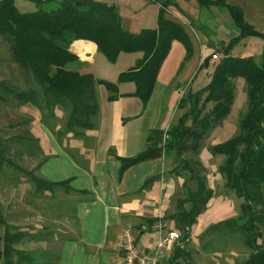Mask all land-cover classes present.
Instances as JSON below:
<instances>
[{
	"label": "trees",
	"instance_id": "obj_1",
	"mask_svg": "<svg viewBox=\"0 0 264 264\" xmlns=\"http://www.w3.org/2000/svg\"><path fill=\"white\" fill-rule=\"evenodd\" d=\"M32 1L36 10L22 12L16 0H0V50H5L10 59L9 74L2 73L0 78V102L13 100L21 107L38 109L41 123L68 144L73 140L81 141L83 145L91 141L87 132L97 128L100 111L97 92L100 85L106 87L110 99L119 97L117 83L98 80L92 74L69 69L78 61L69 50L74 41H94L98 51L110 63H115L121 53L141 52L143 57L134 68L120 74L118 83L134 82L137 85L134 95L141 97L144 102L153 92L156 76L172 43L181 41L187 51L190 50V41L183 27L165 17L167 9L176 5L175 0H149L161 6L159 25L157 29L144 30L140 34L130 33L123 28L115 6L93 0ZM196 1L202 7L227 9L239 34L222 46V59L216 64L210 83L189 97V100L187 97L181 100L179 108L184 106L187 99L190 110L177 123L169 125L165 139L164 131L155 130L149 135L143 152L130 159L121 158L120 176L140 162L175 156L179 162L178 171L175 172L181 178H186L183 188L187 192L185 197L177 199L176 213L163 217L164 220L174 221L176 230L181 234L180 244L166 264H176L186 258L188 252L185 247L190 239L191 228L213 198L212 189L206 186V177L199 173L203 167L193 157L199 156L205 147L206 138L231 112L235 102L233 80L244 78L248 111L240 120L238 134L228 142L210 148L212 154L225 158V164L219 171L225 177L226 188L243 199L242 214L238 220H229L212 227L204 234V238L221 230L224 234L225 229L231 237L238 236L252 251L243 264H264V52L261 63L252 58L231 55V49L241 39L249 36L264 39V34L245 20L241 8L230 5L228 0ZM208 104L211 108L207 110ZM57 108L67 112L65 125L58 130ZM189 120L191 125L188 126ZM31 140L38 143L37 148L43 159L35 173L17 165L15 168L26 172L34 185L35 196H55L58 191L77 197L90 196L88 192L72 190L69 181L55 183L42 178L39 167L46 157L40 148V139ZM68 151L72 158L81 163L84 158L82 155H77L72 149ZM185 152H192L193 157H183ZM193 181L197 185L189 189L188 183ZM156 220H144L139 226L144 224L152 228ZM240 221L244 222L240 224ZM3 225L4 220L1 219L0 227ZM139 226L134 230L139 229ZM16 235L11 226L5 225L4 235L0 234V264L39 263L35 253L15 248L14 244L19 243L17 236L21 240L25 237L22 232Z\"/></svg>",
	"mask_w": 264,
	"mask_h": 264
},
{
	"label": "rangeland",
	"instance_id": "obj_2",
	"mask_svg": "<svg viewBox=\"0 0 264 264\" xmlns=\"http://www.w3.org/2000/svg\"><path fill=\"white\" fill-rule=\"evenodd\" d=\"M228 3L241 8L245 20H253L255 29L264 34V0H228ZM177 4L176 2V5L168 8L175 12L174 17L170 14V10L166 15L183 25L191 50L185 55L182 42L175 41L162 74L168 80L169 87L163 93L160 107L164 117L167 116L166 123L169 125L177 123L190 110L187 99L184 106L179 108L181 100L186 97L189 100V97L210 83L214 68L220 61L214 60L213 55L216 54L222 59L221 48L229 43L233 37L231 28L235 27L227 9L202 7L196 0L190 3L181 1L180 6L187 13L185 14L180 11ZM117 11L124 19H130L134 15L131 9L125 7L122 14L119 10ZM23 12H28V10ZM263 52L264 39L259 36L243 38L231 49L232 56L252 58L257 63H261ZM7 54L5 50H0V78L2 73L6 75L10 72L8 68L10 59ZM137 54L122 53L115 63L107 62L106 66L122 69V64L127 63L129 59L133 61ZM201 59L204 63L203 67L199 68ZM132 63L131 65H135V60ZM233 82L235 83V102L227 118L206 138L205 147L199 156L193 157L192 152L183 154V157L191 156L193 160L202 165V171L199 173L206 177V186L212 189L213 198L206 210L200 214L197 223L191 228L190 239L185 247L188 256L180 259L176 264H243L252 254V251L238 236L231 237L225 229V235L221 230V232H214L204 238V234L212 227L229 220H238L242 214L243 199L239 198L234 191L226 188L225 177L219 171V168L225 164L224 156L214 155L210 151L211 147L224 144L238 134L240 120L248 111L245 79L237 78ZM20 83L22 87V82ZM210 108L211 105L208 104L207 110ZM57 124H59L58 121ZM187 125H191L190 120ZM43 127L45 126L40 121L38 109L21 107L17 101L13 100L6 103L0 102V148L2 150L0 158L3 157L0 159V220H4L5 225L11 226L14 234L18 235L19 232L25 234L23 240L16 235L19 243L14 246L17 250L35 253L39 260L37 264H61L63 243L73 238L68 227L69 224L73 226V223H76L74 220L75 206H73L76 197L60 191L55 195L56 197L50 194L37 197L33 194L34 185L26 172L23 173L15 168L17 165L25 171L35 173L44 156L39 154L38 143L33 142L31 138L40 139V148L49 147ZM166 133L165 130L164 139L167 137ZM92 144L91 140L83 147H92ZM67 146L71 148L68 144ZM171 161V173L178 180L183 179L184 182L186 178H181L175 172L178 171L179 162L174 155ZM196 185L195 181L188 183L189 189H194ZM179 188V194L172 199L173 205H176V198L185 197L187 192L180 183ZM186 207L188 208L189 205ZM5 225L0 227L1 235H4ZM77 232L78 229L75 231L76 235H78ZM146 238L156 243L157 233L150 231L146 233Z\"/></svg>",
	"mask_w": 264,
	"mask_h": 264
},
{
	"label": "crops",
	"instance_id": "obj_3",
	"mask_svg": "<svg viewBox=\"0 0 264 264\" xmlns=\"http://www.w3.org/2000/svg\"><path fill=\"white\" fill-rule=\"evenodd\" d=\"M93 1L115 6L121 14L124 7L131 9L134 13L132 18L121 17L123 28L130 33L140 34L144 30L158 28L161 11L159 4L149 0ZM181 1L190 3L192 0H175L180 11L187 14L180 6ZM16 5L22 12L26 10L32 12L36 8L32 0H16ZM169 10L174 17L175 12L167 9L168 13ZM165 17L183 27L172 17L169 18L167 15ZM224 19L226 20V16ZM247 22L255 26L253 20ZM235 27L231 28L233 34L231 39L239 34V29L236 25ZM182 45L185 55L190 53L191 45L189 51L183 43ZM172 46L156 76L153 92L148 101L144 102L141 97L134 95L137 92V85L134 82L118 83L120 74L134 68L136 64L131 65L132 62L135 60L137 63L143 57L141 52L133 61L129 59L127 63H123L122 69H113L109 65L106 66L109 61L98 51L94 41L79 39L71 44L69 50L78 61L69 69L92 74L98 80L117 83L119 97L110 99L106 87L99 86L97 93L100 111L97 128L87 132L93 142L91 148L85 149L78 140H73L69 144L63 142L56 133L43 127L49 147L42 148L46 159L39 167V174L42 178L55 183L69 181L72 190L90 194L87 197L75 196L78 198L73 203L76 223H73V226L69 224L68 227L73 238L63 243L61 264H123L122 240L125 229L137 228L144 220L156 219L159 215L167 218L176 213L178 198L176 205L174 204L176 208L172 199L179 194L182 188H179V183L183 185V179L181 182L171 173V157L162 156L140 162L120 176L122 167L120 159L136 157L145 150L151 132L165 131L169 127V123H166L167 116L164 117L160 105L163 93L169 87L168 80L162 74ZM200 53L202 56V48ZM203 63L204 60L201 59L198 67H203ZM56 114L58 130L65 125L67 112L63 108H57ZM67 144L71 146L70 149L74 148L73 151L77 155L84 157L81 163L72 158ZM166 222L169 229L176 230L174 221L168 219ZM77 229L78 235L75 234ZM150 231L156 232L154 225L149 228L148 225L142 224L135 231L139 235L138 244L143 253H150L155 244L154 240L146 238V233ZM172 254L165 253L161 258L162 264H166V260Z\"/></svg>",
	"mask_w": 264,
	"mask_h": 264
},
{
	"label": "built area",
	"instance_id": "obj_4",
	"mask_svg": "<svg viewBox=\"0 0 264 264\" xmlns=\"http://www.w3.org/2000/svg\"><path fill=\"white\" fill-rule=\"evenodd\" d=\"M213 59L220 60L221 58L214 54ZM154 229L157 233V241L150 253H143L134 229H125L122 240L123 264H162V255L171 254L180 244V232L169 229L168 223L161 215L157 216Z\"/></svg>",
	"mask_w": 264,
	"mask_h": 264
}]
</instances>
